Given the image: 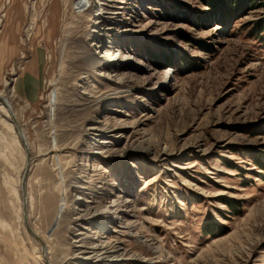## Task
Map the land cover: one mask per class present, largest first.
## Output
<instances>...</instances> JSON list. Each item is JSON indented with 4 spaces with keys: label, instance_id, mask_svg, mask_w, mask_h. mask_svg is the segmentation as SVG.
<instances>
[{
    "label": "rangeland",
    "instance_id": "rangeland-1",
    "mask_svg": "<svg viewBox=\"0 0 264 264\" xmlns=\"http://www.w3.org/2000/svg\"><path fill=\"white\" fill-rule=\"evenodd\" d=\"M211 2L0 0V264L24 171L52 264H264V0Z\"/></svg>",
    "mask_w": 264,
    "mask_h": 264
},
{
    "label": "water",
    "instance_id": "water-1",
    "mask_svg": "<svg viewBox=\"0 0 264 264\" xmlns=\"http://www.w3.org/2000/svg\"><path fill=\"white\" fill-rule=\"evenodd\" d=\"M0 101H2L6 106H8V105L6 104V102H5V99L0 98ZM9 112H10V115H11V120H12V122H13V124H14V128H15V130H17L18 136H19V138H20L22 144H23L24 147H25L26 154H27L26 156H27V160H28V159H29V156H28V148H27V145H26L25 138H24V136H23L22 133H21V129H20V126H19L18 120L16 119L15 115L12 113L11 110H10ZM25 178H26V171H24L23 176H22V179H21L22 193H24V188H25ZM25 203H26V201H24V203H23V210H24V214H23V219H24V221H23V222H24L25 228H26V230H27L32 236H34V237L40 242L41 245H43L42 240H41V239L35 234L33 228L31 227V225H30V223H29V221H28V219H27V216H26V206H25L26 204H25ZM43 259H44V261H45L46 263H49V262L47 261L45 255H44Z\"/></svg>",
    "mask_w": 264,
    "mask_h": 264
},
{
    "label": "bare ground",
    "instance_id": "bare-ground-1",
    "mask_svg": "<svg viewBox=\"0 0 264 264\" xmlns=\"http://www.w3.org/2000/svg\"><path fill=\"white\" fill-rule=\"evenodd\" d=\"M83 1L84 0H82V3H83ZM89 1V0H88ZM78 4V7L80 8V9H85L86 8V4H85V6L83 5V4ZM101 22V20H100V17H98L97 18V24L98 23H100ZM99 25V24H98ZM99 61H101V60H98L97 58H95L94 56H89V57H86V63L88 62V65H98V63H99ZM169 70H170V68L167 70V72L165 73L166 74V76L168 75L167 73H170L169 72ZM0 98H1V94H0ZM5 102H6V99H5ZM1 103H3L2 101H1ZM4 104V103H3ZM6 104L8 105V106H6L5 104H4V106H6V107H4V106H2V108H5L6 110H8V112L11 110L12 111V109H11V106L9 105V103L8 102H6ZM9 115H10V112H9ZM11 116V115H10ZM17 131V130H16ZM21 133H22V131H21ZM24 133H22V135H23ZM24 136V135H23ZM23 145V144H22ZM27 145V144H26ZM24 146V145H23ZM25 148V147H24ZM26 151V150H25ZM29 153V152H28ZM24 195H23V198H22V202L24 203V201H26V195H25V191H24V193H23ZM26 206V205H25ZM36 234V233H35ZM37 235V234H36ZM38 236V235H37ZM39 237V236H38ZM40 238V237H39ZM40 243V242H39ZM40 246H41V252H42V256L44 257V255H45V257H46V259H47V255H46V247L44 246V244L43 245H41L40 244ZM78 250H82V249H78ZM44 260V259H43ZM47 261H48V259H47ZM45 262V261H44ZM49 262V261H48ZM45 264H52V263H46L45 262Z\"/></svg>",
    "mask_w": 264,
    "mask_h": 264
},
{
    "label": "trees",
    "instance_id": "trees-1",
    "mask_svg": "<svg viewBox=\"0 0 264 264\" xmlns=\"http://www.w3.org/2000/svg\"><path fill=\"white\" fill-rule=\"evenodd\" d=\"M252 2V1H251ZM213 3H217V4H221V0H212V2H211V4L210 5H212ZM253 5V2L252 3H249L248 4V6L250 7V6H252ZM231 7V6H230ZM232 9V8H231Z\"/></svg>",
    "mask_w": 264,
    "mask_h": 264
},
{
    "label": "crops",
    "instance_id": "crops-1",
    "mask_svg": "<svg viewBox=\"0 0 264 264\" xmlns=\"http://www.w3.org/2000/svg\"><path fill=\"white\" fill-rule=\"evenodd\" d=\"M35 86L32 87V90L34 89ZM35 90V89H34ZM34 90L32 91V93H30L29 95L32 97Z\"/></svg>",
    "mask_w": 264,
    "mask_h": 264
}]
</instances>
